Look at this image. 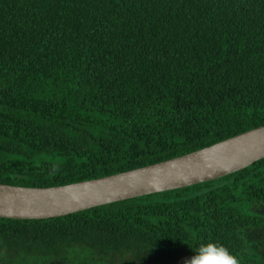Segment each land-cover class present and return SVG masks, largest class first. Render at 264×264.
<instances>
[{
  "label": "trees",
  "instance_id": "trees-1",
  "mask_svg": "<svg viewBox=\"0 0 264 264\" xmlns=\"http://www.w3.org/2000/svg\"><path fill=\"white\" fill-rule=\"evenodd\" d=\"M261 125L264 0H0V183L108 176ZM254 229H264V158L67 215L0 217V261L70 260L86 246L184 264L213 241L240 264H264L249 249Z\"/></svg>",
  "mask_w": 264,
  "mask_h": 264
},
{
  "label": "water",
  "instance_id": "water-1",
  "mask_svg": "<svg viewBox=\"0 0 264 264\" xmlns=\"http://www.w3.org/2000/svg\"><path fill=\"white\" fill-rule=\"evenodd\" d=\"M264 158V125L170 159L57 186L0 183V217L44 219L222 177Z\"/></svg>",
  "mask_w": 264,
  "mask_h": 264
},
{
  "label": "rangeland",
  "instance_id": "rangeland-1",
  "mask_svg": "<svg viewBox=\"0 0 264 264\" xmlns=\"http://www.w3.org/2000/svg\"><path fill=\"white\" fill-rule=\"evenodd\" d=\"M246 237L250 241L251 247L249 249L255 250V253H259V258L264 260V229L248 231L246 232ZM82 249V251L77 247L70 249L68 254L74 257V259H72L70 256V260H62L58 257H47L44 258V260L39 261L35 256L16 255L12 257L13 259H1L0 264H150L144 262L142 258L135 257L134 255H130V258L126 260L116 261L113 257H108V254H97L98 257H96V252L86 246H82ZM72 251H75V253ZM250 259L255 261L252 256Z\"/></svg>",
  "mask_w": 264,
  "mask_h": 264
},
{
  "label": "clouds",
  "instance_id": "clouds-1",
  "mask_svg": "<svg viewBox=\"0 0 264 264\" xmlns=\"http://www.w3.org/2000/svg\"><path fill=\"white\" fill-rule=\"evenodd\" d=\"M184 264H240V259L219 242L202 243Z\"/></svg>",
  "mask_w": 264,
  "mask_h": 264
}]
</instances>
